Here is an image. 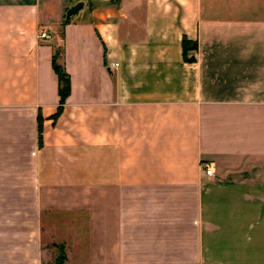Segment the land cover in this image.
Wrapping results in <instances>:
<instances>
[{
	"label": "crops",
	"instance_id": "crops-1",
	"mask_svg": "<svg viewBox=\"0 0 264 264\" xmlns=\"http://www.w3.org/2000/svg\"><path fill=\"white\" fill-rule=\"evenodd\" d=\"M0 264H264V0H0Z\"/></svg>",
	"mask_w": 264,
	"mask_h": 264
},
{
	"label": "trees",
	"instance_id": "trees-1",
	"mask_svg": "<svg viewBox=\"0 0 264 264\" xmlns=\"http://www.w3.org/2000/svg\"><path fill=\"white\" fill-rule=\"evenodd\" d=\"M67 22L63 21V24ZM188 40L186 38L182 39V46H183V51L185 52L187 48L189 47ZM60 48H56L55 52L52 56V67L54 72L57 75L58 79V95H59V105L57 107V111L55 113V116L61 111L62 105L64 103L65 98L68 96L69 91H70V82H69V76L63 69L62 65L57 62V58L59 57L60 54ZM54 116V117H55ZM63 257L59 259V262L63 261Z\"/></svg>",
	"mask_w": 264,
	"mask_h": 264
},
{
	"label": "water",
	"instance_id": "water-1",
	"mask_svg": "<svg viewBox=\"0 0 264 264\" xmlns=\"http://www.w3.org/2000/svg\"><path fill=\"white\" fill-rule=\"evenodd\" d=\"M82 7H83V2L82 1L76 2L75 4H73L70 7H68L66 9V11H65L64 21L67 22L69 20L70 16L72 14H74L75 12H77Z\"/></svg>",
	"mask_w": 264,
	"mask_h": 264
},
{
	"label": "built area",
	"instance_id": "built-area-1",
	"mask_svg": "<svg viewBox=\"0 0 264 264\" xmlns=\"http://www.w3.org/2000/svg\"><path fill=\"white\" fill-rule=\"evenodd\" d=\"M48 37H49V34L46 31H41L39 33V38H48ZM201 165L204 168L205 173L207 175H212V165H211V163H202Z\"/></svg>",
	"mask_w": 264,
	"mask_h": 264
}]
</instances>
